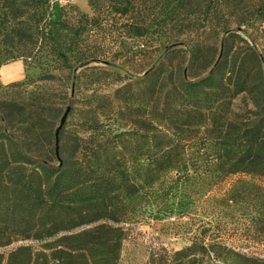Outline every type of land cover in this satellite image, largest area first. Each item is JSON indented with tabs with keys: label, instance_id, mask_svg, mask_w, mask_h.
Listing matches in <instances>:
<instances>
[{
	"label": "trees",
	"instance_id": "1",
	"mask_svg": "<svg viewBox=\"0 0 264 264\" xmlns=\"http://www.w3.org/2000/svg\"><path fill=\"white\" fill-rule=\"evenodd\" d=\"M87 1L91 15L68 3L50 21L49 0H0V25L10 44L27 41L21 56L45 80L75 67L92 78L90 63L107 59L88 28L115 15L114 31L162 42V55L112 95H87L79 133L58 152L65 109L38 95L0 100V241L22 240L0 264H121L122 228L109 221L161 219L200 202L211 209L206 224L235 218L264 232V63L238 33L264 30V0ZM209 229L169 264H264L206 240Z\"/></svg>",
	"mask_w": 264,
	"mask_h": 264
},
{
	"label": "rangeland",
	"instance_id": "2",
	"mask_svg": "<svg viewBox=\"0 0 264 264\" xmlns=\"http://www.w3.org/2000/svg\"><path fill=\"white\" fill-rule=\"evenodd\" d=\"M49 3L45 17L50 21L59 19V7L68 3H73L81 11L92 14L87 0H49ZM120 20L115 15L105 22L107 28L97 29L94 26L88 28V43L94 48H99L100 57L105 54L107 59L94 60L90 63L97 68L92 78L87 77L80 68L75 67L70 72L64 69L53 70L54 73H60V76L52 80L41 79L40 68L21 56L27 47V41L17 43L14 38L12 40L14 44H10L8 37H5L7 30L0 25V68L10 63L17 67L20 73V78L6 83L0 82V100L13 99L21 103L27 97L38 95L40 97L38 104L50 105L63 111L72 97L74 103L62 126L59 143L64 142L66 138L74 137L75 132L79 133L74 125L77 121L76 115L81 109L88 107L89 94L95 92L112 95L123 82L141 78L162 55L161 51L164 47L162 42L154 40V43H150L151 45L142 46L138 45V42H143L142 39L127 38L118 31H114ZM262 28L264 29V22ZM65 32L62 30V33ZM238 33L260 52L264 63V30L248 29L240 30ZM131 51H137L135 52L137 54H131ZM90 79L93 81H89ZM10 83L22 84L8 85ZM243 106L244 97L235 100L234 108L237 112L241 111ZM42 112L45 115L48 114L47 109ZM207 205V202H200L196 206L192 205L187 213L175 212L161 219L141 215L134 221H109L122 228L119 261L121 264H169L174 259L175 251L199 238L204 224L210 228L205 235L206 240L217 238L230 247L233 246L242 252L264 258L263 231L252 229L245 221L235 218H230L227 223L212 220L211 224H206L211 210ZM88 227L90 226L85 228ZM21 242V239L14 236L3 239L0 241V252L7 251Z\"/></svg>",
	"mask_w": 264,
	"mask_h": 264
},
{
	"label": "crops",
	"instance_id": "3",
	"mask_svg": "<svg viewBox=\"0 0 264 264\" xmlns=\"http://www.w3.org/2000/svg\"><path fill=\"white\" fill-rule=\"evenodd\" d=\"M17 67H15L12 64H7V65H3L0 68V82L1 83H6L9 80H14L17 78H20V73L18 72V70L16 69Z\"/></svg>",
	"mask_w": 264,
	"mask_h": 264
},
{
	"label": "water",
	"instance_id": "4",
	"mask_svg": "<svg viewBox=\"0 0 264 264\" xmlns=\"http://www.w3.org/2000/svg\"><path fill=\"white\" fill-rule=\"evenodd\" d=\"M68 105L66 106V108H65V110H64V112L62 113V115H61V119H60V122H59V124H58V126L56 127V130H55V133H56V135H55V145H56V147H55V149L57 150V152H58V149H57V147H58V142H59V130L61 129V127L65 124V122H66V120H67V116H68V114H69V112L71 111V108H72V106H73V98L71 97L69 100H68Z\"/></svg>",
	"mask_w": 264,
	"mask_h": 264
}]
</instances>
